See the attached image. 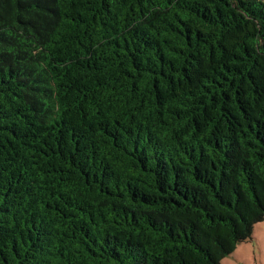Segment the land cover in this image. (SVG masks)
Here are the masks:
<instances>
[{
    "label": "trees",
    "instance_id": "1",
    "mask_svg": "<svg viewBox=\"0 0 264 264\" xmlns=\"http://www.w3.org/2000/svg\"><path fill=\"white\" fill-rule=\"evenodd\" d=\"M264 220V0H0V264H219Z\"/></svg>",
    "mask_w": 264,
    "mask_h": 264
},
{
    "label": "rangeland",
    "instance_id": "2",
    "mask_svg": "<svg viewBox=\"0 0 264 264\" xmlns=\"http://www.w3.org/2000/svg\"><path fill=\"white\" fill-rule=\"evenodd\" d=\"M263 223H256L254 225L252 241L239 243L235 250L231 253L238 264H253V260L257 264H264V237L261 236Z\"/></svg>",
    "mask_w": 264,
    "mask_h": 264
},
{
    "label": "clouds",
    "instance_id": "3",
    "mask_svg": "<svg viewBox=\"0 0 264 264\" xmlns=\"http://www.w3.org/2000/svg\"><path fill=\"white\" fill-rule=\"evenodd\" d=\"M219 264H238V261L231 254H226V255L220 257ZM253 264H257V262L255 260H253Z\"/></svg>",
    "mask_w": 264,
    "mask_h": 264
},
{
    "label": "crops",
    "instance_id": "4",
    "mask_svg": "<svg viewBox=\"0 0 264 264\" xmlns=\"http://www.w3.org/2000/svg\"><path fill=\"white\" fill-rule=\"evenodd\" d=\"M263 223L264 224V220L263 221H260V222H258V223ZM254 230V229H253ZM261 236H262V238L264 237V225H263V227H262V231H261ZM254 239V237L252 238V240ZM251 240V241H252Z\"/></svg>",
    "mask_w": 264,
    "mask_h": 264
}]
</instances>
